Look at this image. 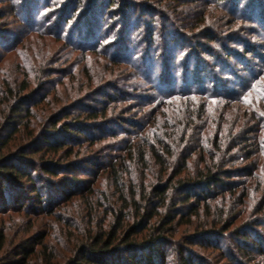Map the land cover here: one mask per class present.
Here are the masks:
<instances>
[{
	"label": "trees",
	"instance_id": "trees-1",
	"mask_svg": "<svg viewBox=\"0 0 264 264\" xmlns=\"http://www.w3.org/2000/svg\"><path fill=\"white\" fill-rule=\"evenodd\" d=\"M82 1L71 0L70 5L74 4L76 11ZM94 1L91 15L83 13L77 26L85 31L79 37L82 43L72 41L76 30L69 32L70 44L88 47L89 51H93L97 37L100 38L88 30L86 25L95 26L89 19L95 22L105 2L109 1V7H113L116 0ZM232 3L231 14L239 13L242 0ZM137 5L135 1L123 0L127 17L133 9L134 13L137 11ZM68 7L61 12L66 25L75 15V11L67 12ZM143 7L150 11V6ZM260 17L264 23V13ZM253 21L256 22L254 18ZM165 31L177 39L174 31L168 28ZM89 44L91 46H87ZM117 49L118 52L122 50ZM114 56L111 54L113 59ZM228 57L233 54L230 52ZM205 67L196 64V74L184 75L180 87L179 80L166 72L159 79L157 88H164L162 93L174 98L168 102L171 109L159 118L148 141L145 139V145L138 147L137 142L126 140L123 155L105 167L91 157L85 158V163L102 165L101 169L104 167L111 175L117 200L107 205V197L101 195V200L97 199L93 205L88 201L85 220L80 221L83 226L78 227L60 216V203L82 193L87 199L95 196L97 179L68 177L65 173L75 174L79 170L97 174L98 170L90 168L86 172L82 168L83 156L79 160L71 156L79 155L77 146L96 145L110 134L115 136L108 132V115L110 109L116 107H111L112 102L121 96L119 89L111 86L109 88L115 91L103 89L99 92L98 95L106 97L97 101L99 106L84 102L73 107V104L63 105L47 117L48 125L36 130L32 126V109L45 101L51 91L41 94L40 89L39 93L29 90L26 80L18 89L10 84L1 85L0 215L13 211L61 217L62 231L74 228V231H81V235L68 240L66 252L59 253L46 242L49 233L35 230L33 224L29 228L30 235L21 237L14 247H9L6 229L0 224V264H168L170 251L166 249L172 246L182 264H194L189 256L195 253L189 247L195 246L211 247L233 264H264L261 233L264 227V161H248L254 159L256 153H262L264 158V82H257L264 69L256 72L250 66L251 75L259 77L240 76L241 89L237 90L230 89L217 76L205 79L201 74L206 71ZM168 68L166 65L165 70ZM40 86L43 90V83ZM194 95L205 96L207 103L219 97L232 100L216 101L225 107L223 110L212 107L210 111L205 103L195 102L198 97L192 99ZM233 100L242 102L245 108L238 106L229 114L227 108ZM23 130L28 132L25 141L13 146ZM95 131L104 134L94 135ZM157 167L160 171L154 175L156 180L150 189L131 186L128 191L124 177H131L139 170L155 172ZM61 177L62 185L73 188L63 191L61 189L65 188L57 185L60 196L42 189L41 182L55 183ZM225 238L231 240L227 245L221 243Z\"/></svg>",
	"mask_w": 264,
	"mask_h": 264
},
{
	"label": "rangeland",
	"instance_id": "rangeland-1",
	"mask_svg": "<svg viewBox=\"0 0 264 264\" xmlns=\"http://www.w3.org/2000/svg\"><path fill=\"white\" fill-rule=\"evenodd\" d=\"M132 1L137 2L138 8L135 13L134 9L129 12V17L128 10H124L123 0H116L113 7H109V1L105 2L97 13L96 23L92 18L89 19L95 26L90 28L87 23L88 30L100 36L94 43L93 51H89L88 47L70 44L69 32L76 30L72 41L75 44L82 43L79 37L85 31L77 26L83 13L88 16L93 12L94 0H83L76 11L74 4L70 5L71 0H0V86L10 84L18 89L22 81L26 80L30 84L29 90H36V93L41 91V94L51 91L45 101L32 109V126L36 130L48 125L47 117L63 105L73 104V107L84 102L99 106L97 101L106 98L98 95L103 89L111 92L115 90L109 87L116 86L120 91L119 100L111 104V107L117 108L110 109L108 115V132L115 136L110 134L96 145L85 143L81 147L77 146L79 155L71 156L73 160L83 156L85 163V158L91 157L105 167L117 156L123 155L126 140L137 142L138 147L145 145V139L148 141L159 118L164 117V112L172 107L168 102L174 97L165 95L162 93L164 88H157L156 85L165 72L174 80H179L180 87L184 75L196 74V64L200 63L202 67L206 66V71L201 73L205 79L217 76L230 89L240 90V76L246 79L259 77L251 75L250 66L256 72L264 69V23L260 17L264 13V0H242L241 11L234 15L231 14L233 0H223L222 3L217 0H185L179 4L169 1ZM250 2L256 4L252 7ZM68 5L67 12L75 11V15L73 21L66 25V18L61 16V12ZM144 5L150 6V11H145ZM167 28L175 32L177 39L167 34ZM97 42H101L99 47L96 46ZM117 48L122 50L118 52ZM230 52L233 57H228ZM111 54L115 55L114 59ZM166 65H169L167 70ZM262 81L264 73L257 79V82ZM41 83L43 90L40 88ZM195 98L198 104L209 106L210 111L212 107L223 110L225 106L217 102L232 100L219 97L215 99L217 102L210 101L208 104L205 96H192V99ZM239 102H230L227 108L229 114L241 106L242 102ZM26 134L27 130H23L13 146L23 143ZM93 134L102 136L104 133L95 131ZM238 154L242 155L240 151ZM257 154L248 161L263 162L262 153ZM46 158L50 159L48 155ZM102 165H81L86 172L90 168L98 170L97 174L79 170L75 174L65 173L68 177L75 175L80 179H97L95 196L87 199V195L82 193L60 203V216L74 222L76 227L83 226L80 221L85 220L88 201L93 205L97 199L101 200V195L107 197V205L117 200L113 178L104 171V167L101 169ZM156 169L155 172L139 170L131 177H124L128 191L131 186L139 190L150 189L156 180L154 175L160 171L158 167ZM63 181L61 177L55 183L43 181L40 184L45 191L55 193L60 190L57 185L65 188L61 189L63 191L73 188L71 185H62ZM61 217L9 211L0 215V224L6 229L9 247H14L21 237L31 234L29 228L34 224L35 230L49 233L45 240L50 243V247L53 245L56 251L65 253L68 240L81 235V231H74V228L62 231ZM261 233L264 236V227ZM228 241L231 242L225 238L221 243L227 245ZM189 249L195 253L189 256L194 264H233L211 247L195 246ZM166 250L170 251L168 264H182L173 246Z\"/></svg>",
	"mask_w": 264,
	"mask_h": 264
}]
</instances>
